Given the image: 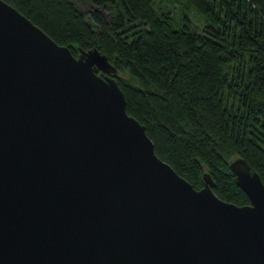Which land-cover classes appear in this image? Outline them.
Returning a JSON list of instances; mask_svg holds the SVG:
<instances>
[{
	"label": "water",
	"instance_id": "water-1",
	"mask_svg": "<svg viewBox=\"0 0 264 264\" xmlns=\"http://www.w3.org/2000/svg\"><path fill=\"white\" fill-rule=\"evenodd\" d=\"M96 47L73 55L0 0V264H264V182L194 187L125 111ZM100 74H99V73Z\"/></svg>",
	"mask_w": 264,
	"mask_h": 264
},
{
	"label": "trees",
	"instance_id": "trees-1",
	"mask_svg": "<svg viewBox=\"0 0 264 264\" xmlns=\"http://www.w3.org/2000/svg\"><path fill=\"white\" fill-rule=\"evenodd\" d=\"M5 1L73 55L96 47L155 153L194 187L207 172L218 196L248 203L228 163L244 157L264 182V0H184L200 28L159 0Z\"/></svg>",
	"mask_w": 264,
	"mask_h": 264
},
{
	"label": "rangeland",
	"instance_id": "rangeland-1",
	"mask_svg": "<svg viewBox=\"0 0 264 264\" xmlns=\"http://www.w3.org/2000/svg\"><path fill=\"white\" fill-rule=\"evenodd\" d=\"M161 5H164L170 13L174 14L176 18L185 12L189 16L191 23L196 24L199 28L202 26V18L194 7L193 9L186 6L184 0H159ZM198 14H197V13ZM105 14V12H103Z\"/></svg>",
	"mask_w": 264,
	"mask_h": 264
}]
</instances>
